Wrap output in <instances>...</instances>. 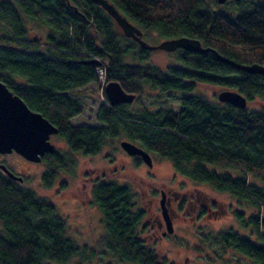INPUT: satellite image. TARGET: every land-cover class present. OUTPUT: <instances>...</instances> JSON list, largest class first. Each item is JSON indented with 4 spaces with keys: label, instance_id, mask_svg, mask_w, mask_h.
I'll return each instance as SVG.
<instances>
[{
    "label": "trees",
    "instance_id": "trees-1",
    "mask_svg": "<svg viewBox=\"0 0 264 264\" xmlns=\"http://www.w3.org/2000/svg\"><path fill=\"white\" fill-rule=\"evenodd\" d=\"M110 1L143 30L150 43L155 44L157 37L159 42L195 37L238 62L264 65V0L237 11L214 9L208 0ZM32 20L47 28L45 36H30L27 23ZM153 51L124 35L113 17L92 0H0V80L55 124L72 150L96 155L113 138L125 135L150 153L169 159L177 173L228 192L240 202L264 206V183L249 180L252 176L264 182V107L213 102L191 92L195 82H207L264 103V75L236 68L211 51L184 48L173 51L179 65L163 68L150 62ZM98 66L104 69L107 82L119 81L126 91L135 93L133 101L149 86L161 93L157 97L176 92L179 105H143L133 111L131 102L111 104ZM89 84L104 91L96 114L100 125L72 120L85 104L70 91ZM41 162L46 166L42 178L47 187L69 165L57 149L46 153ZM21 182L0 167V264H45L73 257H95L102 263L104 251L99 246L120 261L157 264L156 253L146 246L141 233L144 211L137 207L128 182L97 179L92 185L106 229L95 246L76 243L56 206ZM250 222L254 237L226 232L225 248L233 247L254 263L264 264V219L257 214ZM214 239L218 243L217 236Z\"/></svg>",
    "mask_w": 264,
    "mask_h": 264
},
{
    "label": "rangeland",
    "instance_id": "rangeland-1",
    "mask_svg": "<svg viewBox=\"0 0 264 264\" xmlns=\"http://www.w3.org/2000/svg\"><path fill=\"white\" fill-rule=\"evenodd\" d=\"M212 8L217 10L232 8L234 11L239 8L246 7L253 1L257 0H225L224 2H217L208 0ZM215 2V3H214ZM217 5V6H216ZM30 36H45L47 28L42 26L37 20H32L27 23ZM42 36V37H43ZM160 38L155 39V43L159 42ZM150 62L159 67H167L170 64L179 65L180 62L176 59V53L166 50L153 51ZM229 87L211 84L207 82H195V88L191 92L194 94H202L213 102H220L218 94L221 90ZM70 94L76 98L82 99L85 104L84 111L75 116L72 120L79 124H102L96 117L97 108L104 100V91L101 86L96 84H89L88 86L81 87L70 91ZM157 89L151 90L146 86L145 93L140 96L136 101L130 103V110H138L143 105L159 107L163 105H170L178 107L179 98L176 92H171L168 95H162ZM249 108L264 107V103L259 98L248 100ZM154 109V108H153ZM127 138L125 135H120L113 138L102 151L96 155H84L82 152L72 150L66 141L58 134H53L51 140L56 144V149L67 158L68 168L56 178L54 183L47 187L43 182V172L46 166L42 162H35L26 159L19 153L13 151L11 153H0V163L7 164L10 169L17 174L25 176V180L21 183L24 186L31 187L36 193L50 202H52L57 211L65 218L67 223V233L79 245H96L106 233L104 223L102 221V212L98 205L94 202L90 208V199L92 198L91 187L97 179H110L119 183L128 182L129 185L136 190V199L138 205L143 206L148 203L147 195H144V190L147 189L148 184L153 186H161L162 184L178 186H191L193 192L199 189L203 197L209 199H216L219 202L220 209L230 208V204L234 203L242 213V219L249 221L251 216L259 214L264 219V206L257 207L249 201H239L237 197L224 191L215 189L212 185L205 182L194 181L191 178L177 173L172 162L167 158H161L155 152H151L154 158V166L150 167L141 158L129 155L121 146V141ZM137 143V142H136ZM140 145L139 143H137ZM219 171L225 169L218 168ZM235 175H240V172L229 169ZM249 180L252 183L263 184L258 179L250 176ZM65 183V187L63 186ZM195 186L197 189H195ZM136 187L138 189H136ZM141 190L142 192L138 193ZM160 199V195H159ZM78 202L82 204L79 205ZM88 211V212H87ZM182 211V210H181ZM230 214H221L218 217L205 214L203 217H193L191 213L182 211L181 215L177 217V225L175 227V235L172 239H164L161 245L170 248H165L168 258L175 262L179 260L181 264H185V258L188 256L191 260H200L199 248L188 246L194 245L199 232L209 233L217 229H227L232 226V230L239 231L245 237L254 234L249 233L248 229L243 228V223L236 220L232 212ZM3 226L0 223V229ZM173 232V231H172ZM255 233V232H254ZM180 239V240H179ZM199 242V241H198ZM208 248H221L216 241H212ZM99 250L103 252L101 261L107 263L109 260L113 264H129L121 263L119 259H114L112 254L107 251L103 246H99ZM105 253V254H104ZM205 257V256H204ZM209 264H225L221 259L206 256ZM212 260V261H210ZM177 262V261H176ZM45 264H98V260L94 257L89 260L82 259L81 257H73L65 262L46 261ZM257 264V263H255Z\"/></svg>",
    "mask_w": 264,
    "mask_h": 264
},
{
    "label": "water",
    "instance_id": "water-1",
    "mask_svg": "<svg viewBox=\"0 0 264 264\" xmlns=\"http://www.w3.org/2000/svg\"><path fill=\"white\" fill-rule=\"evenodd\" d=\"M92 1L101 5L113 17L124 35L131 37L144 48L166 51H175L178 48L195 52L211 51L219 60L236 68L264 75L263 64L238 62L223 55L213 47L204 46L201 40L195 37L179 36L166 38L155 44L150 43L143 37V30L123 15L110 0ZM218 1L224 2L225 0ZM105 92L111 104L132 102L136 98L135 93L126 91L121 83L116 80L107 83ZM218 99L221 102H228L239 107H247L248 105V98L236 89L221 90ZM57 133L58 127L55 124L41 112L30 108L18 93H15L6 82L0 80V153L15 151L28 160L41 162L46 153L56 150V144L51 140V137ZM121 146L129 155H139L149 166L153 165L151 153L142 146L127 139L121 141ZM0 167L10 177L23 181V176L14 173L5 163H1ZM162 213L168 230L172 232L174 230L172 218L165 206Z\"/></svg>",
    "mask_w": 264,
    "mask_h": 264
},
{
    "label": "flooded vegetation",
    "instance_id": "flooded-vegetation-1",
    "mask_svg": "<svg viewBox=\"0 0 264 264\" xmlns=\"http://www.w3.org/2000/svg\"><path fill=\"white\" fill-rule=\"evenodd\" d=\"M154 164L151 166L153 167ZM178 186L173 185H166L162 184L161 186H153L152 184H148L144 190V195H147V201L148 203H144V205L141 207L138 205L137 207L142 209L144 211V227L141 229V233L144 237L145 244L148 248L154 250L158 257L157 264H181V262H178L179 260H175L173 262V259H169L168 255L166 254L165 248H170L167 246L161 245V242L164 239H172L175 235V227L178 224L177 223V217H179L182 213V211H185L186 213H191L193 217H203L205 214L214 217H218L221 214H227L229 215L230 211L232 212L235 219L239 222L243 223V228L248 229L249 233L255 234V229L253 227V224L249 221L244 220V217L242 221L239 219L240 212L237 211V208L234 207L235 204L231 203L230 208H221L219 206V202L216 199H209L207 197H203L201 195L200 190L197 189L195 186V189H197L195 192H193L192 187L185 186L184 188L182 186H179L180 188H176ZM134 188V187H133ZM136 189H138L136 187ZM136 191V190H134ZM142 192L141 190L138 191V193ZM136 194V192H135ZM160 195V199H159ZM163 199V201H162ZM79 205L82 206L80 202H78ZM94 206V199L93 196L90 199V206ZM166 207L170 213V216L172 218V223L174 230L173 232H170L168 230V226L166 224V221L163 217V207ZM182 210V211H181ZM88 212V211H87ZM236 232L240 237H245L242 234L239 233L237 230H232V226H230L227 229H217L215 231H210L209 233H202L199 232L196 240L194 241V245L189 244L188 246L199 248V255L201 257L200 260H191L190 257L185 258V264H209L206 259V256L213 257L215 259H221L225 264H255L252 257L246 254H240L235 248L228 247L225 248V244L227 240L223 241L224 234L226 232ZM210 235V236H209ZM217 236V241L222 242L221 248H208L210 246V242L214 241V237ZM252 237V236H249ZM180 240V239H179ZM199 241V242H198ZM93 246V245H92ZM95 246V245H94ZM205 256V257H204ZM114 259L116 257L112 256ZM177 261V262H176ZM212 261V260H210ZM121 263H129V264H135L131 262H124L119 261ZM102 263H105L102 261ZM98 261V264H102ZM105 264H113L112 260H109Z\"/></svg>",
    "mask_w": 264,
    "mask_h": 264
},
{
    "label": "built area",
    "instance_id": "built-area-1",
    "mask_svg": "<svg viewBox=\"0 0 264 264\" xmlns=\"http://www.w3.org/2000/svg\"><path fill=\"white\" fill-rule=\"evenodd\" d=\"M97 70H98V72L100 74V80H101L100 82H101L102 86L104 87L105 86V83H106V80H105V71L100 66L97 67Z\"/></svg>",
    "mask_w": 264,
    "mask_h": 264
},
{
    "label": "bare ground",
    "instance_id": "bare-ground-1",
    "mask_svg": "<svg viewBox=\"0 0 264 264\" xmlns=\"http://www.w3.org/2000/svg\"><path fill=\"white\" fill-rule=\"evenodd\" d=\"M107 83H108V82L106 81V83H105V87H106ZM57 134H58V133H57Z\"/></svg>",
    "mask_w": 264,
    "mask_h": 264
}]
</instances>
